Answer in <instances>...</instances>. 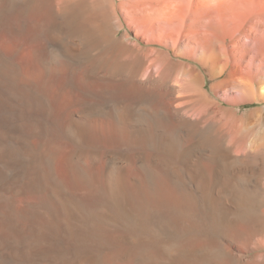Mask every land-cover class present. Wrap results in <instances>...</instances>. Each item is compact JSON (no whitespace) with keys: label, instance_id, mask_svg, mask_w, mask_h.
I'll list each match as a JSON object with an SVG mask.
<instances>
[{"label":"bare ground","instance_id":"6f19581e","mask_svg":"<svg viewBox=\"0 0 264 264\" xmlns=\"http://www.w3.org/2000/svg\"><path fill=\"white\" fill-rule=\"evenodd\" d=\"M47 1L44 10L56 18H33L39 0H0V264H229V236L243 224L226 222L223 212L236 205L242 214L264 213V107H229L264 102L263 57L231 63L229 43L239 35L225 34L214 5L150 0L181 18L173 25L166 18L175 36L167 47L203 74L184 62L177 68L157 50L170 65L147 74L148 55L131 48L129 56L121 43L113 52L128 55L124 63L118 57L127 66L122 79L100 76L101 61L81 73L87 42L108 40L116 27L114 4ZM225 1L245 14L240 34L256 27L264 37V0H251L260 10L248 0ZM82 3L91 9L81 15ZM232 22L224 23L230 33ZM187 23L196 32L190 40ZM38 41L40 55L32 49ZM226 134L240 155L222 144ZM220 227L223 251L213 246Z\"/></svg>","mask_w":264,"mask_h":264},{"label":"rangeland","instance_id":"374dc122","mask_svg":"<svg viewBox=\"0 0 264 264\" xmlns=\"http://www.w3.org/2000/svg\"><path fill=\"white\" fill-rule=\"evenodd\" d=\"M46 1L47 0H44L45 3H43V0L41 2L39 0V2L37 3L39 5V7H36V10H38V11H35L37 13V15H36L37 18L35 16V13H34L33 18L40 19V18H42L44 16V14H45V16H46V14L48 16L50 15V14H48V9H47V11L44 10L46 4H47L46 6H48L46 8L50 7L49 6L50 4H48V1L47 2ZM111 1L114 4V5L110 6L111 9L113 7H115V9H116V15H117V17H116V20H117L116 21V27L114 28V31L111 33L110 38L108 40H105V39L101 40V39L95 38V39H91V41L87 42L86 48H88V49L85 48V51H86V54H87V58H86L87 64L81 70V73L82 72H86L89 68H92V65L96 66L95 62L98 63L99 61H101L100 66H99V67H101V69L98 68V67L95 68V69L99 70L98 71L99 73L101 72L100 76L107 77L108 75H111L113 73V74H115V78H114V75L112 74V77L114 79H116L117 75L119 77H117L116 80H119L120 78L122 79V77L126 76V74H127V71H126L127 70V66L125 64H123L124 63L123 59L124 58H128V55L130 56V54L133 51V49L134 50L138 49V51L144 52L146 55H148V56H146L144 53H142L144 55V57L146 56L145 59H146V62H147V67H148V65H149V67L152 66V65L154 66V67L153 66L150 67L149 69H147L145 71V73H147V74H149L150 71L153 72V73H156L158 71V69H159V71H162V69L165 70L166 68L169 67L170 63H174V62H175V64L177 63L176 64L177 68L179 67V65L182 64V62H184L186 64L194 66L200 72L202 71V74H203V70L201 69L200 66L196 65L191 60H188V59L185 60L183 58L177 57L167 47L168 43H175V40H174L175 36L171 35L166 30L165 27H167V26H165L166 25L165 22L168 19V22H170L171 25L178 24V23L181 24V22H180L181 18L180 17H178V16H176V17L169 16L165 12L166 8L163 9L162 6H157L156 7L157 9L156 8L154 9V7L151 6L150 0H145V1L144 0H111ZM130 1H132V2H130ZM172 1H174V0H172ZM203 1L204 2L207 1L208 3L207 2L204 3ZM222 1L221 0H218V1L217 0H202L200 3H197V2L195 3V1H192V0L190 2H189V0H176V3L174 2V4L177 5L179 3L182 6H187V7H191L190 5H192L193 8H195L194 6H196L198 4L196 7L198 8V6H199L200 9H201L202 6L205 7V5H206V7H207V5H209V4H210V6L214 5V7H217L216 8L217 10L213 11L214 14H212V17L216 18L217 21H220L223 31L226 32L225 34H227L228 37L232 36V34L233 35H239V39H233L229 43L230 55H231V63L235 62L234 65H237V64L240 65L242 62H244V63H246V65L251 66L252 63H253L251 61L255 57H258V55H260V57H263V59H264V41H263L264 37L259 36V35H261V34H259L260 30L257 29L256 27H253L252 28L253 34H249V33L248 34L247 33L240 34V24L244 20L245 14L243 13V11L241 12L240 10H237V9L233 8L232 5L228 4L226 1H225L226 3H224V0H222ZM144 2H145V4H143ZM219 2H222V3H219ZM247 2L249 3V5L251 7H253V9H256V6H253V5H257V9L256 10H260V8H259L260 5L259 4L255 3V2H252L251 0H248ZM128 3H130V4L127 5ZM141 3L143 5H146V3L147 4L149 3V5L143 6V5H141ZM189 3H190V5H189ZM218 3H219V5L224 3V5H221V6H224V8L220 7L219 5H217ZM215 4H216V6H215ZM38 5H36V6H38ZM40 5H42V6H40ZM87 5L88 4H86V3H82V4L78 5V7L80 6L78 8L79 14H81V15L85 14V13H87L89 11V9H91L90 6L88 5V7H87ZM135 5H136V7H135ZM137 5L140 6V8ZM258 5H259V7H258ZM218 6L220 8H218ZM41 7H43V8H41ZM86 7H87L88 10L85 9ZM141 7H144V8H141ZM40 8H41V10H43L45 12L43 13V11H42L40 13ZM80 8H81V10H80ZM145 8H146V12H144ZM151 8L154 9L155 11L151 12V11H153V10H151ZM222 8H223V12H222ZM218 9L220 11H218ZM160 10L163 11V12L160 13ZM49 11H50V9H49ZM165 14H166V17H165ZM56 17L57 16H56L55 13H51V15L49 16V18H56ZM152 17H153V19L157 18L158 20L157 19H156L157 21L155 19L153 20V19H151ZM228 19H231V20L234 21V22H232L233 23L232 29H234L232 31V33H230V28L227 25L224 24L225 20H228ZM185 25L188 28L183 25L186 28L182 27V29L185 31L186 35L188 34L185 37H188L187 39L190 40L191 36L193 34H195L196 32H195V29H194L193 25L188 24V23L185 24ZM191 27L194 29V32H192V33H191V31H192ZM257 34H259V35H257ZM173 36H174V38H173ZM262 36H264V34ZM115 43H121L122 45L126 46V48L128 47V55H126L125 57L123 55V58H122V56L121 57L118 56V55L115 56L116 55V54H114V52H115V46H114ZM33 45H34L33 46L34 48L32 47V49L33 50L35 49L34 50L35 54L36 55L42 54V52H41L42 49L41 48L43 46V41H38V42H36ZM105 47H106V49H105ZM135 47H136V49H135ZM36 48H38V49H36ZM129 49H131L132 51L129 50ZM151 50H153V52ZM155 50L160 51V53H163L167 57L169 56L170 58L168 57V60L170 61V63H168L167 58L165 59L167 62L166 61H162V58L165 57L163 54H162L163 57H161V59L160 58H156V56L154 54ZM105 51H107V52H105ZM101 52H103V53H101ZM24 54H26V55L24 56L22 54L21 58H19V61H20V64L23 63L25 65V64H27L26 62L29 60L28 59L29 55L26 52ZM23 56L26 57L25 58L26 61L23 58ZM114 57H115V59H114ZM118 57L120 59L122 58L121 60H122L123 63L120 62V59ZM148 59L151 61L152 64L150 63V61ZM107 60H109V61H107ZM160 60H161V62H160ZM105 61H106V64H105ZM112 61H113V63H112ZM237 61L239 63H237ZM93 62H94V64H93ZM23 64H22V68L24 66ZM41 64H44V62L42 61ZM41 64L39 65V71L43 70V65H41ZM90 64H92V65H90ZM108 64H109V66H108ZM160 65H162V66H160ZM163 66L165 68H161V69L158 68V67H163ZM111 67H113V70H112ZM24 68H26V65L24 66ZM103 69H105V70H103ZM176 71L174 73L175 76L177 75ZM104 72H105V75H104ZM116 73H118V74H116ZM78 82H79L80 85H83V86L85 84L84 79L82 78V76L79 77ZM131 83L133 84V86H136L132 81H131ZM147 89H148V91H150L151 88H147ZM164 89L165 88H162V90L160 89L161 93L163 91V95H162L163 97L166 94V93H164V91H165ZM220 93H221L222 97L221 96L214 97L212 99V100H214V102L215 101L216 102L220 101V99L224 98L223 97L224 92H220ZM234 95H235V93H232V90H231L230 96L232 97ZM214 105L215 106L213 108H212V106H213L212 105L211 109H209L210 111H212V113H215L218 110L217 109L218 105L217 104H214ZM229 107H231L232 109H235L239 113H244V112H248V111L250 112V111H252L254 109H258V108L264 107V102L248 104L246 106H235V107L229 106ZM188 117H190V119H194L195 116L193 114H190V115H188ZM242 136L244 137L245 142H246L250 138L249 137L250 133L248 134V133L244 132V134H243V132H242ZM223 140L225 141V143H222V144H224L225 147H231L230 148L231 149L230 150V154L233 155V156H236L238 151L230 144V142H229L230 138H229V136L227 134H226V136L224 137ZM240 154L241 153H239V155ZM225 156H226V151H225ZM225 158L228 159L227 157H225ZM130 167L132 169H135V167H136V163H135V161L133 159L130 162ZM184 182L186 183L187 180H183V183ZM188 182H189L188 184H189L190 192H191V191H195L196 190V186L199 184L200 180L199 179H195V180H190ZM178 197H179V199H183L184 198L183 196H178ZM235 207H237V206L235 205ZM235 207L232 206V209H231L232 211L229 210V212H228V210H225L223 212V216H225V221L226 222H229V223H233V222L237 223L238 222V223L243 224V226H240V227L236 228V230H234V233L229 236L230 242H229L228 246L231 248L230 249L231 252L228 254L229 257L227 256L228 257V263L229 264H244V263L245 264H264V216H263L264 213H262L263 209L255 210L254 213L252 211V212H248V213L242 214L243 212L242 211L241 212L238 211V208L236 209ZM205 213H207V211H205ZM245 214H247L246 215L247 218L246 217H244V218L240 217L241 215L245 216ZM261 215L263 217H261ZM193 217H196L198 219V221L201 222L202 213H200L198 210H196L193 213ZM202 227H203V230H205V229L208 230V228L206 226H205L206 228L204 226H199L198 228L202 229ZM223 229L224 228H222V227L218 228V232L220 233V235L219 234L217 235V237H216L217 239L213 243V246L216 244L214 247L216 249H218V250H221V251L225 250L224 249L225 245H224V243L222 241V237L224 236L223 232H225L224 231L225 229L224 230Z\"/></svg>","mask_w":264,"mask_h":264}]
</instances>
